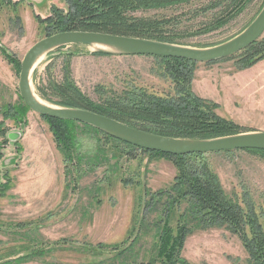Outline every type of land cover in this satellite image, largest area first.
Listing matches in <instances>:
<instances>
[{"label": "rangeland", "instance_id": "obj_1", "mask_svg": "<svg viewBox=\"0 0 264 264\" xmlns=\"http://www.w3.org/2000/svg\"><path fill=\"white\" fill-rule=\"evenodd\" d=\"M211 1L194 0L179 7L128 14L167 20L181 42L205 48L238 35L264 5V0H252L223 28L190 36L197 25L214 19L212 11L195 16L196 10L200 12ZM18 5L0 4V50L16 63L9 64L0 51V107L19 102L17 63L32 45L54 35L55 30L35 16L45 20L52 8L67 9L65 0H47L42 6L20 1ZM262 39L264 33L259 41ZM94 52L90 47L66 46L43 56L31 74L33 93L38 97V88L49 81L61 83L67 72L80 92L95 103L129 88H142L161 97L175 93L160 61ZM239 59L196 64L191 91L216 104V114L238 125L239 132H264V58L244 69L237 68ZM26 121L21 127L0 114V123L10 137V142L0 147V170H8L12 185L0 199V264H159L155 259V222L162 217L164 202L158 193L169 191L173 184L172 162L112 140L102 146L106 141L102 134L91 139L84 133L88 130L79 125V131L83 130L81 152L88 156L78 167L77 163L74 167L67 164L71 174L66 176L47 123L31 111ZM16 141L22 147L20 154L13 144ZM91 141L94 146H89ZM101 146L107 157L98 161L96 148ZM202 161L226 195L242 205L250 203L258 214H264V154H207ZM181 214L179 209L171 216L172 226ZM113 246L127 249L116 257ZM183 246L180 259L187 264H247L241 240L224 228L194 229Z\"/></svg>", "mask_w": 264, "mask_h": 264}, {"label": "trees", "instance_id": "obj_2", "mask_svg": "<svg viewBox=\"0 0 264 264\" xmlns=\"http://www.w3.org/2000/svg\"><path fill=\"white\" fill-rule=\"evenodd\" d=\"M3 1L14 6L20 3V1L0 0V4ZM191 1L194 0H65L67 4L65 11L52 8L49 18L40 20L38 16H35V19L52 27L55 30L53 34L65 31H86L187 46L181 42L180 36L175 34L176 28L174 25L170 26L171 22L169 24L167 20L135 18L128 13L179 7ZM251 2L252 0L211 1L200 12L196 10L195 16L212 11L215 14L214 19L197 25L199 28L190 36L208 34L223 28L243 13ZM0 51L9 64H16L5 50ZM93 54L109 55L102 52ZM237 57L240 58L237 63L238 69L252 66L263 59L264 39L257 40L240 53L223 60ZM152 58L164 64V77L172 83L175 90L173 95L161 97L142 88H129L115 93L114 96L105 97L100 103H95L80 92L69 78L68 72L61 83L49 81L46 87L38 88L37 94L49 105L88 110L163 137L204 140L242 133L234 122L216 114L215 110L218 108L216 104L197 97L191 91L196 63L179 58ZM17 68L20 70L19 63ZM18 100L19 102L15 105L1 106L0 114L4 119H10L15 124L25 127L29 109L20 97ZM40 117L47 123L55 147L62 156L66 176L70 173L67 164L74 167V163H77L78 167L88 156L81 152L80 133L83 130L79 131V125L88 130L84 133L89 134L91 139L102 134L106 140L102 146L107 144V140H112L125 147L164 157L172 162L175 167L173 184L169 191L158 193L159 200L161 199V203L164 202L162 217L155 222L157 230L155 259L159 261V264H187L180 259L186 238L194 232V229L210 228H224L237 235L248 256L247 264H264V214H258L252 204L242 205L226 195L218 178L202 161L204 154L173 156L148 152L115 140L81 123ZM6 131L0 123V147L10 142ZM97 141L99 140L96 139V144ZM13 144L17 153L20 154L22 147L19 142L16 141ZM102 146L99 149L96 148L98 161L106 160L107 157V151ZM245 151L264 154V151L260 150ZM0 159H2L1 153ZM0 177L3 180L0 181L1 199L12 185L8 170H0ZM146 195L143 194V196ZM152 206L154 209L157 207V205L154 207V204ZM179 209L182 214L175 219V226H172L171 216H174L175 211L179 212ZM16 224L20 225V223ZM113 247L115 249L113 251L118 253L116 257H120L127 249L118 250L116 246Z\"/></svg>", "mask_w": 264, "mask_h": 264}, {"label": "water", "instance_id": "obj_3", "mask_svg": "<svg viewBox=\"0 0 264 264\" xmlns=\"http://www.w3.org/2000/svg\"><path fill=\"white\" fill-rule=\"evenodd\" d=\"M263 33L264 5L251 23L238 35L221 44L205 48H193L97 32H59L39 40L24 55L20 63L18 81L19 97L29 111L42 117L81 123L115 140L148 152L184 156L245 150L264 151V132L240 133L204 140L163 137L136 129L88 110L60 108L49 105L33 93L30 82L36 62L55 49L66 46L90 47L95 52H102L109 55L179 58L196 64H209L240 53L259 40ZM10 136L14 138V135ZM8 138L10 140V137Z\"/></svg>", "mask_w": 264, "mask_h": 264}, {"label": "crops", "instance_id": "obj_4", "mask_svg": "<svg viewBox=\"0 0 264 264\" xmlns=\"http://www.w3.org/2000/svg\"><path fill=\"white\" fill-rule=\"evenodd\" d=\"M21 2H30L32 3L34 6H42L44 5V3L47 1V0H19ZM19 6V5H18ZM20 7V6H19Z\"/></svg>", "mask_w": 264, "mask_h": 264}, {"label": "clouds", "instance_id": "obj_5", "mask_svg": "<svg viewBox=\"0 0 264 264\" xmlns=\"http://www.w3.org/2000/svg\"><path fill=\"white\" fill-rule=\"evenodd\" d=\"M95 141H91L89 146H94Z\"/></svg>", "mask_w": 264, "mask_h": 264}, {"label": "bare ground", "instance_id": "obj_6", "mask_svg": "<svg viewBox=\"0 0 264 264\" xmlns=\"http://www.w3.org/2000/svg\"><path fill=\"white\" fill-rule=\"evenodd\" d=\"M39 61H40V60H38V61L36 62V64L34 65V67L39 63ZM40 101H41V100H40Z\"/></svg>", "mask_w": 264, "mask_h": 264}]
</instances>
